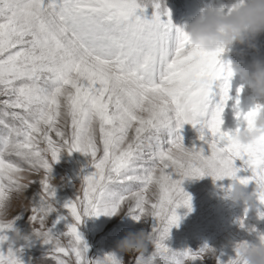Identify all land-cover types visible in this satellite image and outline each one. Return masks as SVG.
Instances as JSON below:
<instances>
[{"label":"snow or ice","instance_id":"1","mask_svg":"<svg viewBox=\"0 0 264 264\" xmlns=\"http://www.w3.org/2000/svg\"><path fill=\"white\" fill-rule=\"evenodd\" d=\"M237 2L221 7L231 10ZM140 7L138 0H0V194L39 180L43 194L29 208L33 224L43 227L45 215L55 212L57 190L46 175L52 163L81 152L95 169L64 205L73 219L67 231L43 229L54 264H122L115 253L91 260L79 230L85 217L114 216L121 208L137 212L138 222L145 213L157 221L153 250L133 264L204 259L211 247L192 253L166 244L182 219L177 209L192 208L183 188L188 178L254 183L264 203V137L246 147L233 139L254 126L264 104L239 110L241 86L234 107L243 124L222 130L233 99L225 48L193 44L159 3L152 20L137 15ZM185 124L199 126L207 153L186 150L182 135L165 140V132L178 133ZM16 219L0 223V264H22L12 247L2 250ZM235 251L229 264H244Z\"/></svg>","mask_w":264,"mask_h":264},{"label":"rangeland","instance_id":"2","mask_svg":"<svg viewBox=\"0 0 264 264\" xmlns=\"http://www.w3.org/2000/svg\"><path fill=\"white\" fill-rule=\"evenodd\" d=\"M230 0H138L141 7L137 9V15L143 19L152 20L157 8L156 3L160 4V11H170L171 21L174 29L183 28L187 22L198 15L208 6H221L228 4ZM163 20L167 21L169 17L162 15ZM259 51L252 48H245L243 58L251 63L254 58H264V35L258 40ZM244 47L235 46L233 52H225L221 59L226 62L228 59L239 61L241 54L239 50ZM243 86L244 91L239 95V110L247 112L257 104H264V99L258 98L251 89L245 87L241 76L236 75L231 79L232 100L223 113L224 124L222 130H235L242 121L236 117L237 109L234 107L237 98V90ZM219 100V96H217ZM175 135L184 137V144L188 148L199 149L207 146L200 140L199 126L193 127L192 124H185L178 133H164L165 140L174 138ZM170 147V145H166ZM91 157L81 152L68 154L65 152L58 163H52V175L55 177L54 186L56 187V196L54 206L57 211L52 212L48 217L47 227L51 228L56 234H62L67 231V225L73 222L67 208L64 205L68 201H74L80 190L82 176L95 171L90 164ZM242 162L237 161V166ZM61 178L63 181L61 182ZM174 178H179L174 176ZM232 180L225 178L215 180L211 175H205L202 178L187 179L183 183L184 190L192 197V208L187 207L177 209L181 220L178 227H173L170 238L166 244L174 251L199 253L205 247H211L216 250V256H206L198 260L196 264H229L230 259L236 257L234 242L241 240L255 241L257 231H251L253 227L259 232H264V219L260 218V212H264V203H261L255 196L256 185L251 183L247 185L246 191L252 195V201L249 204L240 202L234 204L225 198V191L231 185ZM43 194L42 185L39 180L30 184L26 195L29 201L39 202ZM120 215H100L99 217H85L84 222L80 224L79 230L86 240L91 260L102 259L108 254H117L125 264H133L135 256L129 257L127 253H121L118 249V242L130 232L153 231L157 221L150 217L147 222L141 219L139 222L135 219L137 212H130ZM19 216L15 220L13 230H8L5 234L9 237L2 245V250L7 252L9 247L16 251L17 257L22 264H54L49 253L51 245L43 243L33 235V228H39L38 224H33L30 217L31 209H19L13 214ZM60 216L65 219L60 220ZM59 220L58 223L56 221ZM241 221L244 227H241ZM55 224V227H53ZM17 232L21 238L17 239ZM154 246L149 245L148 252L153 250Z\"/></svg>","mask_w":264,"mask_h":264},{"label":"clouds","instance_id":"3","mask_svg":"<svg viewBox=\"0 0 264 264\" xmlns=\"http://www.w3.org/2000/svg\"><path fill=\"white\" fill-rule=\"evenodd\" d=\"M181 29L188 33L193 44L209 51L223 46L225 52H233L236 45L244 46L239 50L241 54L239 61L228 59L225 64L231 69L233 76L239 75L243 78L245 87L251 89L258 98L264 99V58H254L251 63L243 58L245 48L259 51L257 42L259 37L264 35V0H238L231 10L210 5ZM260 137H264V112L258 115L254 126L242 129L233 139L236 144L246 147L255 144ZM184 148L194 151V148H188L185 144ZM46 175L54 186L55 177L52 171ZM246 188L247 185L232 181L225 191V198L234 204L244 202L247 205L252 201V195ZM27 189V185H21L0 194V223H8L14 219L13 214L17 212V205L19 209L31 206L32 201H29L26 195ZM53 211H57L55 206ZM121 213L126 215V208H121L117 215ZM49 216L50 213L45 215L43 227L38 224L39 228H33V235L38 239H43V229L47 227ZM150 217V213H145L142 219L147 222ZM251 230L257 231V239L234 242V247L239 249V259L244 264H264V239L261 238L264 232H259L255 227ZM19 238L21 234L17 232V239ZM156 239L157 235L153 231L130 232L118 242V249L121 253H127L129 257L138 256L147 252L149 245H153ZM207 256H216V250L211 248ZM122 264H125L124 260Z\"/></svg>","mask_w":264,"mask_h":264}]
</instances>
